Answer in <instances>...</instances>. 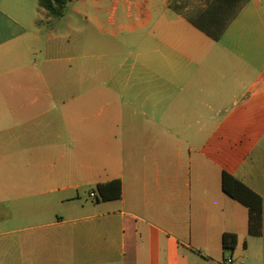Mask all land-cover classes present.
Instances as JSON below:
<instances>
[{
    "label": "crops",
    "instance_id": "crops-1",
    "mask_svg": "<svg viewBox=\"0 0 264 264\" xmlns=\"http://www.w3.org/2000/svg\"><path fill=\"white\" fill-rule=\"evenodd\" d=\"M29 3L0 0V208L21 205L24 264H264V0L218 41L169 0H71L126 34L81 66L12 11ZM224 174L261 197L253 232Z\"/></svg>",
    "mask_w": 264,
    "mask_h": 264
},
{
    "label": "rangeland",
    "instance_id": "rangeland-1",
    "mask_svg": "<svg viewBox=\"0 0 264 264\" xmlns=\"http://www.w3.org/2000/svg\"><path fill=\"white\" fill-rule=\"evenodd\" d=\"M7 5V3H5ZM36 0H30L29 6L19 10L16 6L12 9L16 15L25 17V19H36L37 23L42 20L41 30L45 36L47 50L54 43L53 38H61L62 47L65 45H72L73 49L70 53H65L63 50L62 59L63 62H72L79 66L91 63L90 59H87L88 55V44L89 46L94 45L95 51L101 55L95 60V63H102L106 59H103V53H108L109 50L114 46L116 41L125 39V33H120L118 38L110 36L109 34L102 33L94 29L92 22V12L89 11L87 15L86 8L81 10V15H76L71 12V9H66L64 17H52L48 15H42L40 13L39 5L37 6ZM10 7V4L8 3ZM11 9V8H10ZM73 16V19H69V15ZM53 18V22L50 20ZM108 14H104L101 17V21L104 27L109 28L106 24ZM130 25V22H126ZM37 28V27H36ZM54 33V35H53ZM59 36V37H58ZM126 53L134 49V40L127 38ZM124 60V58H123ZM80 75V71L78 73ZM58 77V76H57ZM50 89V88H48ZM53 89V88H51ZM67 96H75L73 92L68 90ZM23 216L21 205L12 208H0V264H24V255L22 247L23 239ZM16 230L15 232H12Z\"/></svg>",
    "mask_w": 264,
    "mask_h": 264
},
{
    "label": "trees",
    "instance_id": "trees-1",
    "mask_svg": "<svg viewBox=\"0 0 264 264\" xmlns=\"http://www.w3.org/2000/svg\"><path fill=\"white\" fill-rule=\"evenodd\" d=\"M71 0H40V6L50 16L62 17ZM249 0H169V8L186 18L196 28L212 39L218 41L225 34L231 23L236 19ZM224 191L250 209V231L261 226L262 199L238 180L227 174L223 175ZM100 193L99 201L118 199L121 196L120 182H111L97 186ZM237 237L232 234L223 236V246L234 252Z\"/></svg>",
    "mask_w": 264,
    "mask_h": 264
},
{
    "label": "built area",
    "instance_id": "built-area-1",
    "mask_svg": "<svg viewBox=\"0 0 264 264\" xmlns=\"http://www.w3.org/2000/svg\"><path fill=\"white\" fill-rule=\"evenodd\" d=\"M92 197H94V195L92 194ZM224 264H236L235 261L232 258L227 259Z\"/></svg>",
    "mask_w": 264,
    "mask_h": 264
}]
</instances>
